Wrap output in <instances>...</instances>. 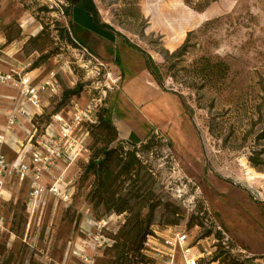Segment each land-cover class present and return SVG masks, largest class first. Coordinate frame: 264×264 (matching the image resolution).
<instances>
[{
    "label": "rangeland",
    "instance_id": "rangeland-1",
    "mask_svg": "<svg viewBox=\"0 0 264 264\" xmlns=\"http://www.w3.org/2000/svg\"><path fill=\"white\" fill-rule=\"evenodd\" d=\"M93 2L100 20L156 65L175 63L172 71L158 70L163 87L145 55L123 38L115 46L120 64L111 45L101 55V42H83L65 11L73 8L67 0H7L0 4V33L10 24L14 35L20 29L11 44L18 49L20 40L45 28L54 40L48 51L63 58L54 54L42 68L70 61L71 72L61 71L60 81L63 90L82 83V101L106 89L103 106L119 130V143L132 149L154 133L162 137L164 145L140 153L155 172V194L164 203L151 220L160 241L172 226L188 234L201 264L234 258L264 264V0ZM62 29L71 30L95 58L61 37ZM22 54L28 62L40 58L30 46ZM206 60L223 62L227 76L204 83L197 68ZM61 97L46 96L44 110L52 112ZM86 162L80 159L67 171L75 185L70 203L46 196L29 211L27 182L9 184L13 195L0 202V264H112L105 252L127 215L93 208L87 195L94 178H81ZM174 218L179 224H168ZM102 220L108 222L104 228L98 226ZM152 254V264H166L167 256ZM176 262L185 264L180 248Z\"/></svg>",
    "mask_w": 264,
    "mask_h": 264
},
{
    "label": "trees",
    "instance_id": "trees-1",
    "mask_svg": "<svg viewBox=\"0 0 264 264\" xmlns=\"http://www.w3.org/2000/svg\"><path fill=\"white\" fill-rule=\"evenodd\" d=\"M72 2V6L77 5L89 13L98 26L112 30V26L102 23L99 12L93 0H67ZM66 13L72 16V7L66 8ZM73 25V22H72ZM14 29L11 24L6 28L7 42L11 43L20 36V29L17 35L13 34ZM60 36L67 38L70 42L71 30H60ZM54 44V40L45 28L36 36L29 37L24 48L28 50L30 46L33 51L40 53V58L33 63L32 69L39 68L45 61L59 52L48 51ZM130 47L143 53L147 60L150 71L155 75L160 86L163 81L158 70L165 68L167 71L174 69L175 63L156 65L148 53L142 51L138 46L128 43ZM117 64L120 58L117 56ZM156 65V66H155ZM201 80L204 83H214L218 79L227 76L228 67L223 62L207 61L197 68ZM83 88L82 83H78L75 88H66L62 91L60 102L52 112L46 111L37 120L41 127L46 126L53 113L60 112L62 107L70 104L72 99L80 96ZM169 92V91H168ZM178 94L177 92H174ZM89 139L88 144L89 159L82 166V179L88 180L93 177V183L88 193V198L94 209L104 208L105 213L125 214L127 218L117 233L112 236L113 244L107 248L105 254L112 264H152L145 252L144 242L148 235L153 234L151 230L152 216L154 212L163 205V200L158 198L156 191L155 172L147 162H144L140 153L151 152L154 146L164 145L162 137L158 133L152 134L137 148H128L123 142L119 143V130L114 124L108 108L103 105L97 113V122L87 126ZM153 152V151H152ZM147 212L145 213V211ZM175 216L179 214L174 212ZM168 224L177 225L179 219L168 220ZM210 233V232H209ZM214 261V260H213ZM225 264H245L244 260L225 259Z\"/></svg>",
    "mask_w": 264,
    "mask_h": 264
},
{
    "label": "built area",
    "instance_id": "built-area-1",
    "mask_svg": "<svg viewBox=\"0 0 264 264\" xmlns=\"http://www.w3.org/2000/svg\"><path fill=\"white\" fill-rule=\"evenodd\" d=\"M72 39L77 46L94 57L74 36ZM58 57L63 58V55L58 54ZM69 62L64 60L59 69H51L38 85L33 83L30 75L33 61L9 71L0 70V84L17 88L24 99L22 106L9 112L6 133L13 134L15 132L20 125L18 115H27L28 113L26 106L31 107L34 112V131L26 143L19 141L21 151L18 157L15 160H10L3 152H0V199L9 183L13 181H18L21 184L27 182V208L29 211H34L38 201L46 196L54 197L64 203L72 202L75 185L72 181L66 180L64 173L53 174V169L59 161L66 165H71L80 159L88 161L89 148L86 141L89 138V133L87 126L97 122L98 110L107 96V90L104 89L103 96L97 97L94 94L85 106H81L78 99H72L70 108L66 112L53 113L49 123L41 127L37 120L45 112L43 98L45 96H61L63 86L59 75L67 68L71 72ZM83 130L84 132L80 133ZM4 140L5 136L0 135L1 144ZM47 175H51L53 178L51 184L45 183ZM107 223L102 220L98 222V226L104 228ZM167 230L169 234L163 236V241H160L154 233L148 235L144 242V249L148 257H155L152 254L154 252L160 258L167 256L165 261L167 264H178L176 255L177 249L180 248L185 264H201L199 251L196 246L189 243L188 234L172 226Z\"/></svg>",
    "mask_w": 264,
    "mask_h": 264
},
{
    "label": "crops",
    "instance_id": "crops-1",
    "mask_svg": "<svg viewBox=\"0 0 264 264\" xmlns=\"http://www.w3.org/2000/svg\"><path fill=\"white\" fill-rule=\"evenodd\" d=\"M6 1L7 0H2L0 1V4H3ZM72 22H73L74 30H77L76 32H78L80 36L83 38L81 39L83 42L96 39L97 41L101 42L104 45L102 46L101 44V46L98 47V51H100L99 54L102 55L104 53L103 50L106 47V45L107 46L111 45V49L114 52L115 61H116L118 52H116L117 48L115 46L118 44L119 39L123 38L122 34H119L116 31H112L108 28L98 26L95 23L93 17L89 13H87L83 8L77 5L73 6L72 8ZM101 22L106 23L104 20H102ZM2 34L0 33V43H3L0 44V70L9 71L12 68L24 66L28 62V60L27 61L22 60V55H23L22 50L29 38H26L25 40L24 39L20 40L19 41L21 43L20 47L18 49H15L11 45L12 42L11 43L7 42L6 31L5 33L3 32ZM73 34L75 33L73 32ZM123 40L127 43V45H129L128 43L130 42V40H128L126 37H124ZM5 45L6 47H4ZM1 47H4V50H2ZM49 71H47L45 68H42V66L36 69L31 68L30 75L32 76L33 83L36 85L40 84L45 79ZM0 85L4 86L6 90L2 93L0 92V135L5 136L4 142L2 144L0 143V152H3L6 155V157L9 158L10 160H15L21 151L19 141L26 143L30 135L34 131L33 130L34 112L31 107L26 106L28 113L27 115H21V114L18 115L20 125L16 128L15 132L13 134L6 133V126H7L9 112L13 110H17L20 106H22L24 103V99L21 92L17 88L9 85H3V84ZM43 99H44V106H49L50 103L47 102L46 96ZM74 99L76 100L78 99L77 101L81 106H85L88 102V100L82 101V97H80V99L79 97ZM74 163H72L71 165H66L61 161L57 162L55 168L53 169V174L64 173L66 180L71 181L68 178L69 176H67V171ZM52 181H53L52 176L47 175L45 178V183L51 184ZM14 182L15 181L9 184H12ZM9 184L6 188V191L4 192L3 197L0 199V202L8 201L9 199H11L13 194L9 189L10 188ZM27 199H28V190H27ZM43 199L44 197L38 201L35 209H37V207L39 208L42 206ZM156 262L157 263L155 264H158V259L156 260Z\"/></svg>",
    "mask_w": 264,
    "mask_h": 264
}]
</instances>
